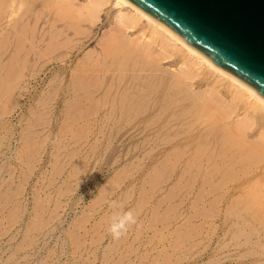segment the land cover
<instances>
[{
    "label": "rangeland",
    "instance_id": "374dc122",
    "mask_svg": "<svg viewBox=\"0 0 264 264\" xmlns=\"http://www.w3.org/2000/svg\"><path fill=\"white\" fill-rule=\"evenodd\" d=\"M0 1V41L5 39L0 42V264H264V218L254 220L249 214L244 219L239 211L248 212L252 208L246 209L243 201L236 200L238 193L223 198L230 189L227 183L232 176L206 185L201 182L196 188L192 180L197 173L185 165L186 161L197 163L194 156L190 152L183 156V150L175 146L161 148L167 137L173 139L185 133L170 137L162 133L163 129L152 127L158 119L157 110H151L150 117L144 121L139 110L131 123L128 114L121 116L127 105L120 101L113 103L120 76L125 74L134 86L132 79L141 71L126 73L120 64L113 65L114 57H106L103 49L113 38L111 34L124 36L127 42L138 39L140 43L150 33L147 19L140 21L137 29L120 30L116 18L122 7L118 0H111L98 15L89 7V0ZM128 10L123 9V12ZM141 32L145 35L141 36ZM15 43L21 45L15 47ZM20 47L23 50L19 54L20 49L19 52L16 49ZM177 47L174 48L177 50ZM154 49L158 54L157 48ZM92 50H95L94 56ZM179 52L177 55L182 51ZM158 59L160 57L156 63ZM172 59L159 60L162 69L159 74H179L184 65L181 61L172 63ZM88 60L90 63L86 64L84 61ZM97 63L99 67H94ZM88 64L90 67H86ZM200 65L197 69L201 74L189 87L190 99L196 100V93L216 88L226 98V101L223 98L224 106L227 108L228 104L235 112L226 121L243 120V110L252 111L245 104L248 100L241 97L245 105L241 102L237 105L235 98L240 99L233 96L236 104L233 103L231 95H237V89L235 93V87L230 88L220 73L213 75L215 71L211 74L212 69L205 70ZM205 73L206 82L201 81ZM219 76L221 79L217 78ZM80 78L84 81L80 82ZM156 87L163 88L157 95H166V86L158 82ZM183 89L187 95L188 87ZM85 99L86 104H83ZM249 102L252 105L251 98ZM223 110L220 109L221 115ZM206 112V109L200 110L195 119H186V126L199 122L203 128L212 126L213 120L207 119ZM225 119L219 123L223 127ZM256 121L254 119L252 127L255 129L251 125L244 133L238 131L239 134L237 130L227 129L221 137L230 147L227 150L244 149L239 162L247 164L244 167L249 165L245 171L259 167L255 177L263 185L264 172L259 170H264V139L257 138L263 127ZM132 130L136 135L133 139ZM245 132L256 133L246 137ZM250 137L260 141L250 143ZM248 147L262 149V156L257 151L255 156V150L254 155H250L252 150ZM245 148L251 150L250 153ZM200 150L195 156L207 151L203 147ZM245 154L258 160L247 157V162L243 159ZM167 162L168 166L164 167ZM251 164L254 165L251 167ZM212 194L215 196L211 197ZM129 210L136 216L137 223L119 240L113 239L109 231L113 217ZM246 223L253 227L248 228Z\"/></svg>",
    "mask_w": 264,
    "mask_h": 264
},
{
    "label": "bare ground",
    "instance_id": "6f19581e",
    "mask_svg": "<svg viewBox=\"0 0 264 264\" xmlns=\"http://www.w3.org/2000/svg\"><path fill=\"white\" fill-rule=\"evenodd\" d=\"M3 1V0H2ZM89 7L91 8V10L94 12V14H99L101 13L100 11L103 9L104 6H106L111 0H89ZM120 1L119 5L122 7L121 11L118 12V16L116 18V20H118V24L117 26L119 27L120 26V30H123L124 28H127V29H132V28H135L137 29L138 26H139V23L140 21H142L143 19H147V22H148V25L149 27L151 28L149 31L150 33L146 34L145 38L146 41H145V38L144 40H142L141 38V42L138 43V39L136 41H132V42H127L122 36H120L119 34L117 35H114L112 36L111 34V37L113 38H110L109 39V44L106 43V47H105V50L103 49V51L105 52V55L106 57H108V55H112L114 58H113V65H118L120 64V68H122V70H124L126 73H128L129 71H132V72H136V71H141V73H139L137 76H134V78L132 79V81L134 80V86L133 84H131V80L129 79V77H125V74H123L122 76H120V84L117 85L116 87V94H115V98L113 100V103L114 104H117L119 101L123 104H126L127 105V108H125L123 111H122V118L124 115L128 114L130 116V120L131 123H133L135 121V117H134V114L135 112L141 110L142 111V114L140 115V118L144 121V120H147L149 117H150V111H159L158 113V119L156 120V123H155V126H152L154 128H158V129H163L162 130V133L164 135H167V136H170L171 135H175V136H178L179 133H182L184 132L185 135L184 136H178L177 138H173V139H166V142H165V145H163L161 148L164 149V148H169L170 146H175L177 149H181L183 150V156L187 155L188 152L191 153L193 157V159L197 160V163L195 164H192V163H185L186 167H188L189 169H193L195 171V176H194V179L192 180V183L193 185L198 188L200 185L202 184H210L212 181H216L218 178L221 179V181H225L228 177H231L232 179L231 180H228L230 182L227 183V186L230 188L227 192H225L223 194V198L226 199L228 197L231 196V194H235V193H238V196L236 197V200H240V201H243L244 202V207L246 209H248L249 207L252 208L251 210L252 211H242L240 210V214L243 216L244 219H247L248 215L250 214V216L254 217V220L255 218H258L257 220L259 219H263L264 218V184L261 185L258 181H256V177L258 175V168L259 167H256L254 170L251 168L249 170H252V171H245L244 168H248V167H244L246 165H241V163L239 162V159L243 153V150H240V151H237V150H227V148H230L229 146H227L226 142H224V140H222L223 138L221 137V134L227 130V129H231L232 132H234L235 130H237V133L239 134L240 132L244 133V130L247 131L248 128L251 126V128L253 127V123H254V119H256L258 121H260V123L262 124H259V126L261 125L263 127V129L261 128V132L259 134V136L257 138H259L260 140H263L264 139V135L263 134V130H264V100L261 99L260 97L257 96V94L251 90L249 87H247L246 85H244L243 83H241L240 81L236 80L235 78L229 76L228 74H226L225 72L217 69L208 59H206L204 56H202L201 54L197 53L196 51H194L193 49H191L190 47H188L186 44H184L179 38H177L172 32H170L167 28H165L163 25H161L160 23L156 22L155 20H153L151 17H149L148 15H146L145 13H143L142 11H140L139 9H137L136 7H134L133 5H131L130 3H128L126 0H118ZM1 2V1H0ZM75 2V1H74ZM21 3V1H20ZM87 4V3H86ZM48 5V3H47ZM76 5V4H75ZM60 6V5H59ZM125 6H128L129 8H131L130 10L124 8ZM16 7V6H15ZM63 7V6H62ZM83 7V5H82ZM9 8V7H8ZM52 8V7H51ZM56 8V7H55ZM87 8V7H86ZM89 8V9H90ZM53 9V8H52ZM88 9V10H89ZM123 9L125 10H128V12H123ZM78 10V9H77ZM84 10H85V5H84ZM57 11V10H56ZM60 11V10H59ZM74 11V10H73ZM72 12V10H71ZM69 12V13H71ZM37 13V12H36ZM76 13V12H75ZM80 13V12H79ZM3 14V13H2ZM89 14V13H88ZM92 14V13H91ZM111 14V13H110ZM57 15V14H56ZM71 15V14H70ZM85 15V14H84ZM96 15V16H97ZM1 16V15H0ZM67 16V15H66ZM93 16V15H92ZM48 17V16H47ZM62 17V16H61ZM68 17V16H67ZM91 17V15H90ZM109 17V16H108ZM116 17V16H115ZM2 18V17H1ZM39 18V17H37ZM36 18V19H37ZM63 18V17H62ZM69 18V17H68ZM72 18V17H70ZM80 18V17H79ZM87 18V17H86ZM97 18V17H96ZM3 19V18H2ZM66 19V18H65ZM88 19V18H87ZM1 20V19H0ZM100 20V19H99ZM2 21V20H1ZM39 21V20H38ZM89 21V20H88ZM91 21V19H90ZM36 22V20H35ZM76 22V21H75ZM37 23V22H36ZM95 24V23H94ZM35 25V24H33ZM37 25V24H36ZM45 25V24H44ZM51 25H52V22H51ZM111 25V24H110ZM26 26V27H25ZM24 27L25 29H27L28 27V24H26ZM54 26V25H53ZM91 26V25H90ZM23 28L22 31L25 32V29ZM74 27V26H73ZM21 28V29H22ZM51 28V27H50ZM116 28V26H115ZM34 29V28H33ZM36 29V27H35ZM43 29V28H41ZM126 29V30H127ZM115 30V29H114ZM117 32L119 30V28L117 29ZM115 30V31H116ZM146 30V29H145ZM144 30V31H145ZM6 31V30H5ZM10 31V30H9ZM35 31V30H34ZM42 31V30H41ZM47 31V30H46ZM113 31V30H112ZM111 31V32H112ZM141 31H143L141 29ZM32 32V31H31ZM116 32V33H117ZM67 33V32H66ZM105 33V32H103ZM110 33V32H109ZM142 33H144L145 35V32H141V36H142ZM45 34V33H43ZM114 34V33H113ZM4 35V33H3ZM2 35V37H3ZM34 34H32L33 36ZM85 35V34H84ZM104 35H107V34H104ZM122 35H125L124 33ZM149 35V36H148ZM27 36V34H26ZM25 36V37H26ZM31 36V37H32ZM45 36V35H44ZM137 36V35H136ZM140 36V34H139ZM1 37V38H2ZM25 37H23V40L25 39ZM43 37V36H42ZM103 37V36H102ZM105 37V36H104ZM110 36H108L109 38ZM135 37V36H133ZM19 40L20 38H22V34L19 35ZM44 38V37H43ZM42 38V39H43ZM107 38V37H106ZM132 38V37H131ZM33 39V38H32ZM42 39H40L42 41ZM134 39V38H133ZM3 41H5V39H2ZM13 40V39H12ZM19 40L18 43H19ZM39 40V41H40ZM53 40V39H52ZM100 40V39H99ZM103 40V38H102ZM100 40V42L102 41ZM132 40V39H131ZM2 41V42H3ZM16 41V43H17ZM22 41V40H21ZM25 41V40H24ZM28 41V40H27ZM1 42V41H0ZM1 42V43H2ZM23 42V41H22ZM26 42V41H25ZM62 42V41H60ZM76 42V41H75ZM105 42V41H104ZM174 42V43H173ZM15 43V44H16ZM24 43V42H23ZM22 43V44H23ZM45 43V42H44ZM47 43V42H46ZM5 44V43H4ZM66 44V43H65ZM72 44V43H71ZM102 44V43H100ZM104 44V43H103ZM180 45L181 47H177V45ZM1 45V44H0ZM6 45V44H5ZM21 45V44H20ZM18 45V46H20ZM63 45V44H62ZM99 45V43H98ZM17 46V44L15 45V47ZM17 46V47H18ZM24 46V45H23ZM22 46V47H23ZM47 46V45H46ZM51 46V45H50ZM70 46V45H69ZM1 47V46H0ZM6 47V46H5ZM29 47V46H28ZM32 47V46H30ZM48 47V46H47ZM59 47V46H58ZM62 47V46H61ZM102 47V46H101ZM157 48L158 50V54L154 53V48ZM159 47V48H158ZM174 47H177V50L174 48ZM24 48V47H23ZM34 48V47H33ZM67 48V46H66ZM104 48V47H102ZM101 48V49H102ZM9 49V47L7 48ZM16 49V48H14ZM19 49H20V52H19ZM46 49V48H45ZM50 49V47H49ZM53 49V48H52ZM55 49V48H54ZM173 49H175L174 52ZM18 50V51H17ZM23 50V49H22ZM21 47L16 49L17 52H19V54L21 53ZM44 50V49H43ZM181 52L180 55H177V51ZM31 51V49L29 50ZM33 51V49H32ZM46 51V50H45ZM49 51V50H48ZM55 51V50H54ZM69 51V50H68ZM91 51V50H90ZM95 51V50H94ZM94 51L92 50V56ZM16 52V53H17ZM88 52V51H87ZM104 52H103V55H104ZM179 52V53H180ZM14 53V52H13ZM27 53H30L27 51ZM84 53V52H83ZM183 53H187L188 55H184ZM18 54V55H19ZM26 54V53H25ZM47 54V53H46ZM51 54V53H50ZM53 54V53H52ZM95 54V53H94ZM152 54V55H151ZM154 54V55H153ZM16 54V56H18ZM27 55V54H26ZM25 55V56H26ZM40 55V54H39ZM44 55V54H43ZM89 55V54H88ZM99 55V53L97 54V56ZM160 55V56H159ZM175 55V57H174ZM13 56V55H12ZM15 56V54H14ZM14 56L12 58H14ZM46 56V55H45ZM96 56V57H97ZM147 56H150L149 59L147 58ZM153 56V57H152ZM158 59V63L157 62V58ZM178 56V57H176ZM190 59H188V57ZM47 57V56H46ZM80 57V56H79ZM95 57V58H96ZM103 57V56H102ZM152 57V58H151ZM174 58L172 59V63L174 62H177L181 61L180 64H183L185 66H182V68H180V71L177 73L178 75H170L168 76L167 75H162V74H159L158 72H162V69H161V66H159L158 64L159 63V60H163V59H171V58ZM11 58V57H10ZM44 58V57H43ZM100 58V57H99ZM147 58V59H146ZM151 58V60H150ZM153 58H156L154 61H153ZM28 59V58H26ZM38 59V58H37ZM91 59H93L91 57ZM120 61H118V60ZM191 59L194 61L192 62ZM22 60V59H21ZM105 60V58L103 59ZM19 61V60H18ZM90 60H88V62L84 61L86 64L87 63H90L89 62ZM96 62V60H94ZM106 61V60H105ZM156 61V62H155ZM12 62V61H11ZM95 62L92 63L95 64ZM103 62V61H102ZM156 63V64H153V63ZM170 62V64H171ZM78 63V62H77ZM100 63V62H99ZM204 65H202V64ZM18 64V63H17ZM22 64V62H21ZM80 64V63H79ZM84 64V63H82ZM92 64V65H93ZM178 64V63H177ZM179 64V65H180ZM201 64V65H200ZM37 65V64H36ZM75 65V64H74ZM85 65V64H84ZM99 64L97 63V65H94L95 66H98ZM176 65V64H175ZM199 65L201 67H203V69L206 68L209 69H212L211 70V74L213 71H215L213 73V75L218 72L220 73L221 76L224 77L223 80H227L228 81V86L231 85L230 88L234 89L235 87V93H236V89H237V95H235L233 93L232 96V100L231 101H234L233 103H235V100L238 104H241L243 101V99H241V97H245L248 102H244L245 104L248 105V107H251V112H250V108H248V110L245 112L243 110V114L241 115L243 117V120H238V121H230V122H227L226 120H229L231 117H232V114H234L235 112L231 109H229L228 107V102L226 103L227 104V108H226V105L224 106L225 102L224 100L226 101V98L224 96H221V94L219 92H217V90H215L216 88H213V87H210V90L207 89V90H204V92H199V93H196L197 96H198V99L194 100L192 99L193 101H191L190 99V91H189V87H192V85L194 83H192V81H194L195 77L199 76L201 73H200V70L197 69ZM205 66V67H204ZM17 67V66H15ZM21 67V66H20ZM86 67H90V65L88 64ZM92 67V66H91ZM99 67V66H98ZM85 68V66H84ZM78 69V68H77ZM93 69V68H92ZM97 69V68H96ZM104 69V68H103ZM18 70V68H17ZM20 70V69H19ZM94 70V69H93ZM92 70V71H93ZM83 71V70H82ZM103 71V70H102ZM123 71V72H124ZM168 71V70H167ZM208 71V72H209ZM91 71H89V74H90ZM99 72V71H98ZM108 72V71H107ZM148 72V73H147ZM169 72V71H168ZM173 72V71H172ZM72 73V72H71ZM82 73V72H81ZM105 73V69H104V72ZM171 73V72H170ZM169 73V74H170ZM121 74V72H120ZM72 75V74H71ZM94 75V74H93ZM205 77H203L201 79V81L205 79V82H206V79L208 78L207 74H203ZM217 75V74H216ZM207 76V77H206ZM221 76L217 77L218 79H221ZM99 77V76H98ZM77 78V77H76ZM96 78V77H95ZM143 78L146 79L143 80ZM74 79V77H73ZM81 79V78H80ZM83 79L80 80V82L82 81ZM84 80H85V77H84ZM83 80V81H84ZM90 80V79H89ZM96 80V79H95ZM98 80V79H97ZM217 80V79H216ZM155 81H158L160 84H163L164 86L167 87L168 90H166V95L162 96V95H157V94H160L158 91H163V88H158L156 87V84L158 82L155 83ZM208 81V80H207ZM73 82V81H72ZM93 82V81H92ZM83 83V82H82ZM86 83V81H85ZM97 83V81H96ZM202 83V82H201ZM88 84V83H87ZM219 84V83H218ZM89 85V84H88ZM129 85H132V87H129ZM137 85L139 86H143L142 88L141 87H136ZM199 85H202V84H199ZM215 85V84H214ZM213 85V86H214ZM93 86V85H91ZM114 86V85H113ZM234 86V87H232ZM60 87V86H59ZM74 87V86H73ZM128 87H129V90H128ZM186 88L188 87L187 89V96L186 93H185V89L183 88ZM220 87V86H219ZM97 88V87H96ZM100 89V86L98 87ZM112 88V86H111ZM110 88V89H111ZM205 88V87H204ZM212 88V89H211ZM56 89V88H55ZM82 89V88H81ZM206 89V88H205ZM87 90V89H86ZM203 90V89H202ZM201 90V91H202ZM96 92V91H95ZM109 92V91H108ZM232 92V91H231ZM234 92V91H233ZM182 93V94H181ZM94 94V93H93ZM220 94V95H219ZM232 94V93H231ZM186 96V97H185ZM233 96H236L238 97V100L237 101V98L233 97ZM70 97V96H69ZM83 98V97H82ZM185 98V99H184ZM223 98H225L223 100ZM231 98V97H230ZM235 98V100H234ZM251 98V102H252V105L248 104L250 103L249 102V99ZM84 99V98H83ZM82 99V100H83ZM100 99V98H99ZM149 99H155L153 100L152 102L149 101ZM245 99V101H246ZM81 100V99H80ZM91 100V99H90ZM108 100V99H107ZM230 100V99H229ZM68 101V99H67ZM229 101V103L231 102ZM86 99L84 100V103L83 104H86ZM92 102V101H91ZM94 102V101H93ZM241 102V103H240ZM112 103V104H113ZM77 104V103H76ZM150 104V106H149ZM212 104V105H211ZM236 104V103H235ZM234 104V105H235ZM245 104L242 103V105L244 106ZM81 105H82V102H81ZM231 105H232V102H231ZM236 105V106H237ZM250 105V106H249ZM94 106H96V104H94ZM233 106V105H232ZM81 107V106H80ZM83 107V106H82ZM239 106H237L236 108L238 109ZM90 108V107H89ZM92 108V107H91ZM90 108V109H91ZM94 108V107H93ZM222 108H226L224 109L222 115L220 112V109ZM236 108H235V111H236ZM240 108V107H239ZM208 111L206 112V115H207V119H211L213 120L212 122V126L208 127V128H203L201 127V124L200 122L199 123H195L197 125H194V124H188L186 126V122H184L186 119L192 117L193 119H195V115H198L200 114L199 111L200 110H204L205 111ZM234 109V108H233ZM245 109V108H244ZM94 110V109H93ZM89 111V110H88ZM218 111V113H217ZM86 112V111H85ZM197 112V113H196ZM222 112V111H221ZM234 112V113H233ZM90 114V113H89ZM205 114V112H204ZM206 115H203V116H206ZM91 116V115H90ZM200 116V115H199ZM203 116H202V119H203ZM227 116V117H226ZM221 117V118H219ZM226 117V119H225ZM234 117V116H233ZM111 118V116H110ZM110 118H108L110 120ZM137 119L139 118L136 117ZM229 118V119H228ZM240 118V116L238 117ZM201 119V118H200ZM206 119V118H205ZM225 119V124H224V127L222 124H219L222 120ZM233 119V118H232ZM231 119V120H232ZM237 119V118H235ZM241 119V118H240ZM210 120V121H211ZM207 121V120H206ZM183 122V123H182ZM205 122V121H204ZM235 126L233 127H230V126ZM255 125V124H254ZM257 127V126H256ZM226 128V129H225ZM247 129V130H246ZM250 129V128H249ZM252 129H255V128H252ZM258 129V128H257ZM234 130V131H233ZM240 131V132H238ZM231 132V133H232ZM257 132V130H256ZM255 132V133H256ZM236 133V132H235ZM236 133V134H237ZM254 132L252 134H250L249 132H245V135L246 137H249L253 134H255ZM177 134V135H176ZM227 134V133H226ZM234 134V133H232ZM131 135V138L133 139L134 137H136L135 135V132L132 130V132L130 133ZM225 135V134H224ZM223 135V137H224ZM260 135L262 136V138L260 137ZM155 136V135H154ZM243 136V137H244ZM250 137V138H251ZM254 137V136H253ZM255 139V138H251V142H253V140H255L254 142H257L256 140L258 139ZM162 139V138H161ZM168 140V141H167ZM244 139H242L243 141ZM258 140V141H260ZM247 141V139H245V142ZM249 141V140H248ZM162 142V141H160ZM253 142V143H254ZM262 142V141H261ZM261 142L259 143L261 145ZM264 142V141H263ZM262 142V144L264 145V143ZM233 143V142H232ZM249 143V142H248ZM144 144V143H143ZM243 144V142H242ZM257 144V143H255ZM225 145H226V148H225ZM252 145V144H251ZM262 145V148L264 149ZM137 146V145H136ZM255 147V145H252ZM205 148V150H207L205 153L202 152L201 156H195V153H198V151L200 150V148ZM250 147V145H249ZM248 149H251L249 148ZM253 147V148H254ZM159 149V150H162V149ZM243 148V147H242ZM257 148V147H256ZM247 149V148H245ZM247 149V152L251 151L250 155L252 154V152H254V154L259 152L260 154V157L262 156V152H264L262 149V152L261 150L259 151L256 150V149H251V150H248ZM152 151V150H150ZM149 151V153H150ZM201 151V150H200ZM204 151V150H203ZM246 151V150H245ZM242 153V154H241ZM256 153V154H257ZM182 154V152H181ZM252 154V155H254ZM255 154V156H256ZM258 154V156H259ZM190 155V154H189ZM246 155H249V154H245V156L243 157V159L245 158L246 161L247 159H253L255 156H252L253 158L247 156ZM257 156V157H258ZM239 157V158H238ZM264 158V155L262 156ZM163 158V157H162ZM179 158V157H178ZM181 160V158H179ZM248 159V160H249ZM256 160H258L256 157H255ZM260 159V158H259ZM262 159V158H261ZM180 163H182V161H180ZM254 160V161H256ZM263 160V159H262ZM261 160V162H262ZM177 161V160H176ZM189 161V160H188ZM191 161V160H190ZM245 161V160H244ZM252 161V160H251ZM250 161V162H251ZM194 162V161H193ZM248 162V161H247ZM260 162V160L258 161ZM168 163L167 164L163 163L164 167L168 166ZM252 163L255 164V162L252 161ZM257 163V161H256ZM184 165V163H182ZM254 164H251V167L252 165ZM257 164H260V163H257ZM262 164V163H261ZM263 164H264V160H263ZM262 164V165H263ZM217 165H220V166H217ZM259 166V165H258ZM261 167V166H260ZM156 168V167H155ZM159 171V170H158ZM163 171V170H161ZM259 172H264L263 171H260ZM162 173V172H161ZM194 173V172H193ZM222 176V178L220 177ZM163 177V176H162ZM188 178V177H187ZM202 182V184H201ZM187 183V182H186ZM191 183V184H192ZM218 183V182H217ZM216 183V184H217ZM185 185V184H184ZM219 185V183H218ZM191 186V185H190ZM214 187V185H213ZM224 187V186H223ZM211 188V187H210ZM215 188V187H214ZM201 189V188H200ZM217 189V187H216ZM219 189V188H218ZM210 191V190H208ZM204 192V191H203ZM207 192V190H206ZM211 192V191H210ZM208 193V192H207ZM198 194V193H197ZM200 195V194H199ZM197 196V195H196ZM202 196V195H201ZM211 197L215 196V194H212L210 195ZM217 197V196H216ZM201 198V197H199ZM198 198V199H199ZM215 198V197H214ZM235 200V198H233ZM212 201V200H211ZM215 201V199H214ZM217 201V200H216ZM233 201V200H232ZM234 202V201H233ZM212 203V202H211ZM210 203V204H211ZM140 204V203H139ZM232 204V202H231ZM237 204V203H236ZM239 204V203H238ZM218 205V204H217ZM220 205V204H219ZM230 205V203H229ZM241 205V204H239ZM213 206V205H212ZM230 207V206H229ZM241 209V208H240ZM235 211V209H234ZM232 213V211H230ZM238 212V213H239ZM263 217V218H262ZM231 218V217H230ZM253 220V219H252ZM257 220H256V223H257ZM264 221V220H263ZM244 222V220H243ZM242 222V223H243ZM248 222H249V219H248ZM260 223V222H259ZM263 223V222H262ZM248 223H246V226H247ZM250 224V223H249ZM242 225V224H241ZM240 225V226H241ZM251 225V224H250ZM249 225V226H250ZM261 225V224H260ZM30 226V225H29ZM244 226V225H243ZM241 226V228L243 227ZM253 227V225H251ZM250 226V227H251ZM264 226V224H263ZM262 226V227H263ZM248 227V226H247ZM248 227V228H250ZM255 228V227H254ZM254 228L252 230H254ZM244 229V228H243ZM246 230V228H245ZM247 231V230H246ZM256 231V230H255ZM253 231V232H255ZM240 232V231H239ZM251 231L249 230L248 234L250 233ZM256 232H259L256 231ZM244 234V233H243ZM247 234V235H248ZM259 235V233H258ZM236 236V235H235ZM234 236V237H235ZM249 244V243H247ZM260 243L258 242V245ZM263 245V244H262ZM264 251V250H263ZM264 254V253H263Z\"/></svg>",
    "mask_w": 264,
    "mask_h": 264
},
{
    "label": "water",
    "instance_id": "95a60500",
    "mask_svg": "<svg viewBox=\"0 0 264 264\" xmlns=\"http://www.w3.org/2000/svg\"><path fill=\"white\" fill-rule=\"evenodd\" d=\"M264 100V0H126Z\"/></svg>",
    "mask_w": 264,
    "mask_h": 264
},
{
    "label": "clouds",
    "instance_id": "9594fccd",
    "mask_svg": "<svg viewBox=\"0 0 264 264\" xmlns=\"http://www.w3.org/2000/svg\"><path fill=\"white\" fill-rule=\"evenodd\" d=\"M136 223V216L129 210L113 217V222L111 223L109 231L113 239L119 240L127 233L129 227Z\"/></svg>",
    "mask_w": 264,
    "mask_h": 264
}]
</instances>
